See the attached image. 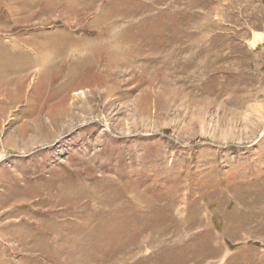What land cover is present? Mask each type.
Returning <instances> with one entry per match:
<instances>
[{
	"label": "rangeland",
	"instance_id": "374dc122",
	"mask_svg": "<svg viewBox=\"0 0 264 264\" xmlns=\"http://www.w3.org/2000/svg\"><path fill=\"white\" fill-rule=\"evenodd\" d=\"M103 8L147 47L73 105ZM0 155V264H264V0H0Z\"/></svg>",
	"mask_w": 264,
	"mask_h": 264
},
{
	"label": "bare ground",
	"instance_id": "6f19581e",
	"mask_svg": "<svg viewBox=\"0 0 264 264\" xmlns=\"http://www.w3.org/2000/svg\"><path fill=\"white\" fill-rule=\"evenodd\" d=\"M24 1L27 2L28 0H24ZM28 8H29V6H28ZM53 9H55V8H53ZM145 10H149V9H145ZM142 11H144V10H142V9L135 10V8L134 9H122V8L104 9L103 8L102 10H100V12L98 13V16L96 18H97V20L102 18V19L106 20V22H109L107 28L105 29V32L107 33L105 35H109L108 38L105 39L103 36H101L100 39H98L96 41L91 40V41L84 42L83 44L76 46L75 44H73V42H70V40H72V39L68 38L69 36L68 37L66 36V40L65 39L61 40V41H63L62 44L60 42H59L60 44L57 43L58 46L56 44H55L56 46H54V44H53V46L51 44H47V47L51 46L50 47V48H52L51 53L54 56L63 57V55H66V60L68 61L67 62L63 58L64 60L62 61V63H60L58 65L60 68L64 67V69H65V71H63L61 69L58 72L59 77L61 78L60 84H63V88L61 89V94L63 93L62 99H64L67 96L66 92H67L68 88H70L72 86V85H70V83L73 82L74 77H76L78 71L84 65H86L88 69H89L88 66L90 65V67L95 68L96 71H100V75L102 78L99 77L101 79V81L99 83L92 84L93 82H91L92 86L89 88L74 90L72 92L71 96L74 97L73 100L77 99V102H73L72 103L73 105H76L79 102L82 103L81 100L86 98L87 94L98 93V95L101 97L103 94L106 93L104 91H101L102 88H104V90H105V88L108 87V85H110L109 91H110V89L115 88V85L110 84L109 81L112 78L118 77V75L120 73H122L123 68L130 67L131 71L134 70L133 64L139 59L140 55H142L143 50L147 47L146 46L147 42L141 41L140 44H137L135 38L133 39L135 42H129L132 40L122 39L121 37L120 38L115 37L112 35V32H110V31H111V26H113L119 20L118 16L120 17L121 20H125L128 17H133V16L139 15ZM71 12H73V14H75V15H78L79 13H81L79 10L78 11H72L71 10ZM79 16H81V14H79ZM77 20H79V19H77ZM104 20H98V21L102 22ZM121 34L123 35L122 32H121ZM63 38H65V37H63ZM71 45H74V46H71ZM44 46L46 47V45H43V47ZM150 48H149V50L153 49V48H151V49ZM38 50H40V49H38ZM74 50L77 51V54H74L75 53ZM58 62L59 61H57V64H58ZM89 77L94 78V74L93 73L89 74ZM135 77L136 76H133L130 80L132 81L133 79H135ZM87 81H89V80H87ZM75 83H76V81H75ZM80 107H81V105H80ZM1 156L2 155H0V158H1Z\"/></svg>",
	"mask_w": 264,
	"mask_h": 264
}]
</instances>
